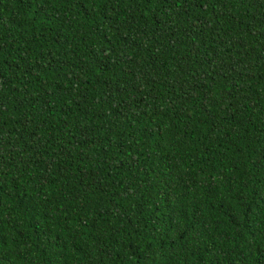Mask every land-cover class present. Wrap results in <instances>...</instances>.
<instances>
[{
  "label": "trees",
  "instance_id": "obj_1",
  "mask_svg": "<svg viewBox=\"0 0 264 264\" xmlns=\"http://www.w3.org/2000/svg\"><path fill=\"white\" fill-rule=\"evenodd\" d=\"M0 264H264V0H0Z\"/></svg>",
  "mask_w": 264,
  "mask_h": 264
}]
</instances>
